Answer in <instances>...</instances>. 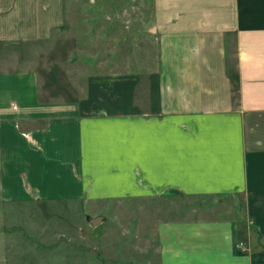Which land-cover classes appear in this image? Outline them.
Returning a JSON list of instances; mask_svg holds the SVG:
<instances>
[{"label": "crops", "instance_id": "0c3cea01", "mask_svg": "<svg viewBox=\"0 0 264 264\" xmlns=\"http://www.w3.org/2000/svg\"><path fill=\"white\" fill-rule=\"evenodd\" d=\"M65 1L0 0V46L47 38ZM151 10L155 64L97 75V98L39 101L0 56L2 197H140L159 264H264V0Z\"/></svg>", "mask_w": 264, "mask_h": 264}, {"label": "rangeland", "instance_id": "374dc122", "mask_svg": "<svg viewBox=\"0 0 264 264\" xmlns=\"http://www.w3.org/2000/svg\"><path fill=\"white\" fill-rule=\"evenodd\" d=\"M151 9L152 0H66L63 24L47 38L0 46L1 66L36 74L39 101L82 99L91 86L97 98V75L155 64ZM127 200L0 191V264H159L156 213L140 197Z\"/></svg>", "mask_w": 264, "mask_h": 264}, {"label": "water", "instance_id": "95a60500", "mask_svg": "<svg viewBox=\"0 0 264 264\" xmlns=\"http://www.w3.org/2000/svg\"><path fill=\"white\" fill-rule=\"evenodd\" d=\"M99 219H100V216L93 217L91 219V223L95 224L97 221H99Z\"/></svg>", "mask_w": 264, "mask_h": 264}]
</instances>
